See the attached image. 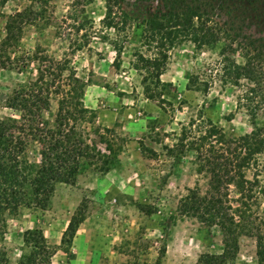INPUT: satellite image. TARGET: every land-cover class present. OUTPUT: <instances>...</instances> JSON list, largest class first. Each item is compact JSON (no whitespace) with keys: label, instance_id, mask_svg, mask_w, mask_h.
Segmentation results:
<instances>
[{"label":"rangeland","instance_id":"374dc122","mask_svg":"<svg viewBox=\"0 0 264 264\" xmlns=\"http://www.w3.org/2000/svg\"><path fill=\"white\" fill-rule=\"evenodd\" d=\"M28 3L29 0H11L0 6V29L5 15ZM147 4L120 0V5L133 15L148 10ZM106 5L107 0L88 4L49 0L46 19L25 28L18 50L42 51L60 61L67 59L69 69L65 73L75 71L86 81L83 101L95 110L96 123L104 125L99 112L108 122L115 119L109 127L117 134L114 143L118 160L109 171L89 165L74 184L59 182L45 209L21 206L16 212H3L7 233L2 245L12 264L27 250L24 231L35 226L42 228L55 251L51 264H77L73 255L79 259L78 264H108L106 259L111 257L115 264H195L202 253L222 252V234L217 226L208 230L199 220L177 213L178 201L187 187L200 186L204 190L207 182L205 173L197 170L196 152L188 148L191 138L183 126L194 120L196 130L210 121L221 126L228 136L249 134L253 129L250 115L239 104L247 81L235 85L224 80L220 45L197 49L189 40L169 50L161 76L165 84L158 87L138 58L139 51L155 55L156 43L146 47L140 41L129 40L117 68L114 41L122 44L124 33L116 35L112 28L104 26ZM236 58L242 61L240 56ZM17 67L0 70V117L11 112L6 99L13 89L37 76L36 69L21 72ZM186 75L200 87L208 85V91L188 88ZM144 77H148L152 91L163 95L147 98ZM58 99L52 96L51 108L46 112L50 119L56 114ZM257 122L264 126V111L258 113ZM247 175H257L264 187V152L257 155ZM84 197L88 199L86 220L65 251L60 242L62 233ZM139 204L150 206L153 212L144 213ZM260 207L264 214V193ZM164 244L166 252L159 256ZM228 264H257L255 238L242 236L239 252Z\"/></svg>","mask_w":264,"mask_h":264},{"label":"trees","instance_id":"16d2710c","mask_svg":"<svg viewBox=\"0 0 264 264\" xmlns=\"http://www.w3.org/2000/svg\"><path fill=\"white\" fill-rule=\"evenodd\" d=\"M10 1L0 0V6ZM29 1L5 15L0 29V70L6 66H18L21 72L37 70L35 78L13 89L6 99L11 112L0 117V264H12L2 245L7 233L3 212H16L21 206L45 209L59 182L74 184L89 165L109 171L118 160L115 129L96 123L95 110L83 101L86 81L75 71L65 73L69 69L67 59L60 61L42 51L18 50L25 28L46 19L49 0ZM93 1L76 0L78 4ZM139 1L148 2V10L133 15L120 5V0H107L104 26L116 35L124 33L122 44L114 41L117 68L129 40L140 41L146 47L156 43L155 55L139 51L138 58L158 87L165 84L161 75L169 50L189 40L197 49L220 45L224 80L235 85L247 81L239 104L250 115L253 129L249 134L231 137L210 121L196 130L194 120L183 126L191 138L188 148L196 152L197 170L205 173L207 182L204 190L200 186L187 187L178 201L177 213L199 220L208 230L217 226L221 231L222 252L202 253L195 264H228L237 256L244 235L255 238L257 264H264V214L260 211L264 187L257 175H247L257 155L264 152V126L257 122L258 113L264 111V0ZM186 76L188 88L208 91V85L200 87L190 75ZM147 79L142 81L146 97L162 96V92L151 90ZM54 94L59 97L58 109L50 119L46 112ZM138 207L146 214L153 212L148 205ZM87 212L88 199L84 197L62 233L60 242L65 251ZM23 241L27 250L16 264H51L55 251L42 228L25 230ZM165 252L166 244L159 256Z\"/></svg>","mask_w":264,"mask_h":264},{"label":"crops","instance_id":"0c3cea01","mask_svg":"<svg viewBox=\"0 0 264 264\" xmlns=\"http://www.w3.org/2000/svg\"><path fill=\"white\" fill-rule=\"evenodd\" d=\"M164 74V73H163ZM163 74L161 75V76H163ZM99 117H100V120L102 121V123L104 124V125H107V126H110L111 124H113L114 122H115V119H111L110 120V122H108L107 120H105V118L104 117H102V114H101V112H99ZM130 137V136H129ZM86 220V218L80 223V224H82L84 221ZM77 236V235H76ZM76 238L77 237H74V240H76ZM75 248V246L74 245H72V250ZM87 252H88V261H90V254H91V244L90 243H88L87 244ZM74 257H75V262L78 264L79 263V259L77 258V256H75V255H73ZM72 256V257H73ZM83 257V256H82ZM113 257H111V259H106V261H107V263L108 264H115V259H112ZM118 264H123V263H118Z\"/></svg>","mask_w":264,"mask_h":264}]
</instances>
